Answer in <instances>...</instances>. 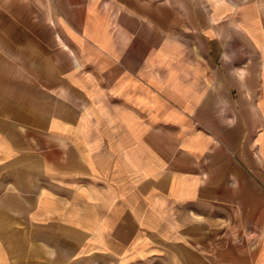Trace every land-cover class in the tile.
I'll use <instances>...</instances> for the list:
<instances>
[{
    "label": "crops",
    "instance_id": "crops-1",
    "mask_svg": "<svg viewBox=\"0 0 264 264\" xmlns=\"http://www.w3.org/2000/svg\"><path fill=\"white\" fill-rule=\"evenodd\" d=\"M0 264H264V0H0Z\"/></svg>",
    "mask_w": 264,
    "mask_h": 264
},
{
    "label": "rangeland",
    "instance_id": "rangeland-1",
    "mask_svg": "<svg viewBox=\"0 0 264 264\" xmlns=\"http://www.w3.org/2000/svg\"><path fill=\"white\" fill-rule=\"evenodd\" d=\"M48 67H41V74H45L47 72ZM26 70L32 72L33 67H26Z\"/></svg>",
    "mask_w": 264,
    "mask_h": 264
}]
</instances>
